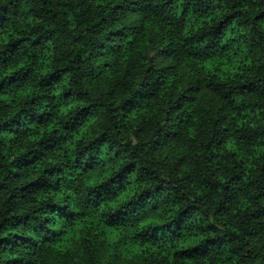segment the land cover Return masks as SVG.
Segmentation results:
<instances>
[{
  "label": "clouds",
  "instance_id": "1",
  "mask_svg": "<svg viewBox=\"0 0 264 264\" xmlns=\"http://www.w3.org/2000/svg\"><path fill=\"white\" fill-rule=\"evenodd\" d=\"M0 264H264V0H0Z\"/></svg>",
  "mask_w": 264,
  "mask_h": 264
}]
</instances>
